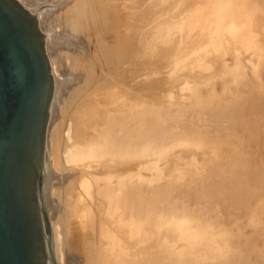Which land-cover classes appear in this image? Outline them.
I'll list each match as a JSON object with an SVG mask.
<instances>
[{
	"label": "bare ground",
	"instance_id": "obj_1",
	"mask_svg": "<svg viewBox=\"0 0 264 264\" xmlns=\"http://www.w3.org/2000/svg\"><path fill=\"white\" fill-rule=\"evenodd\" d=\"M47 1L57 263L264 264V0Z\"/></svg>",
	"mask_w": 264,
	"mask_h": 264
},
{
	"label": "water",
	"instance_id": "obj_2",
	"mask_svg": "<svg viewBox=\"0 0 264 264\" xmlns=\"http://www.w3.org/2000/svg\"><path fill=\"white\" fill-rule=\"evenodd\" d=\"M37 18L17 0H0V264H57L43 167L53 91Z\"/></svg>",
	"mask_w": 264,
	"mask_h": 264
},
{
	"label": "rangeland",
	"instance_id": "obj_3",
	"mask_svg": "<svg viewBox=\"0 0 264 264\" xmlns=\"http://www.w3.org/2000/svg\"><path fill=\"white\" fill-rule=\"evenodd\" d=\"M17 1H19V2L21 3V5L24 6V8H25V6H26L25 4L27 3V4L29 5V2L31 1L32 4H31L30 7H31V8H34V9H33V10H30L31 8H29V7H28V8L26 7L25 9H27V10L29 9L28 11H29L31 14H33V15L36 16V18H37V24H38V28H39L40 32L43 33V34H45V35H47V36L44 38V50H45V54H46V56H47V60H48L49 65H50V73H51L52 79L55 78V77H53V74H54L53 69H54V68H53V64L50 62L51 60L49 59V58H50V54H48L49 52L52 51V55H54L53 52H55L56 49L58 50V47H59V48L62 47V49H63L64 51H65L66 49H67V50H68V49H71V51H70V50H68V51L72 52V56H74V54H77V53H78V54L80 53L82 56H83V54L85 55V52H86V54H87V52L89 51L88 48H90V46H89V43H88V44L85 43L86 41H85L84 38L82 39V37H80V36H75V35H73V36H75V37H73L71 33H70L71 36H70V34H66V35L64 34V35H65V36H64V35H63L64 30L61 29L62 26H61L60 24H57L58 22L56 23V24H57V26H56V25H55V22L52 21L51 18H50V20H48V21H47V19H46L47 23L50 21V23H48V24H50V25H48V24L46 23V21H45V23H44V20H45V18H46L45 16L48 17L49 11H50V10H56L57 7H55L53 4H51V3L48 2L47 0H36V2H35V0H33V2H32V0H17ZM22 1H25L26 3L23 2V4H22ZM34 2H35V3H34ZM39 2H40L41 4H40ZM37 3H38V4H37ZM43 3H44V4H43ZM48 3H49V4H48ZM45 4H46V6H45ZM47 5H48V6H50V5L52 6V5H53V6H52L53 8H52V7H50V8L48 7V8H46ZM33 6H34V7H33ZM35 6H38V7L36 8ZM43 7L45 8V10L47 9L46 12H44V8H43ZM39 8H41V10H39ZM42 8H43V10H42ZM54 8H55V9H54ZM37 9H38V10H37ZM176 9H177V8H176ZM176 9H175V8L172 9V10L170 11V14L168 13V14H166V15H163V17H161V18H162V19H163V18H171L170 15H171V16H173V15L175 16V13H176V12L174 13V11H177V10H178V9H177V10H176ZM179 9H180V8H179ZM48 10H49V11H48ZM172 11H173V14H172ZM179 11H180V10H179ZM177 13H178V11H177ZM179 13H180V12H179ZM179 13H178V14H179ZM46 14H47V15H46ZM43 16H44V17H43ZM165 16H166V17H165ZM39 17H42L43 20L41 21ZM161 18H160V19H161ZM48 19H49V17H48ZM40 21H41V22H40ZM42 22H43L45 25L43 24V25L41 26ZM51 24H52V25H51ZM46 25H47V26H46ZM53 25H54L55 27H53ZM44 26H45V28H46V29H45L46 31H45L44 28H43ZM42 28H43L44 31L42 30ZM47 28H48V29H47ZM50 28H51V29H50ZM54 28H55V29H54ZM59 29H60V30H59ZM57 30H58V31H57ZM53 31H55L57 34H59V33L61 32V33L59 34V35H61V36H59V37L55 36V35H57V34H55ZM62 32H63V33H62ZM52 34H53V36H51ZM62 35H63V36H62ZM54 36L57 38V43H56V42L54 43V41H56V38H55V39L52 38V37H54ZM67 36H68V37H67ZM64 37H65V38H64ZM69 37H70V38H69ZM76 37H78V38L80 37L81 39H78V38H76ZM50 38H51V40H50ZM58 38H60V40H59ZM48 39H49V40H48ZM52 39H53V40H52ZM72 39L75 41L74 43L71 42ZM62 40H63L64 42H63ZM76 41H78V42H76ZM79 41H81V42L79 43ZM49 42H50V43H49ZM59 42H60L61 44H63V45H64V43L66 44V43L69 42V43H68L69 45L67 44V45H65V46H62L61 44H60V45L58 44ZM46 43H47V44H46ZM52 43H53L54 45H53ZM70 43H71V44H72V43L74 44V46H73V44L71 45V48L68 47V46H70ZM75 43H76L77 46L75 45ZM84 43H85V45H84ZM48 44H50V45H48ZM86 44H87V45H86ZM58 45H59V46H58ZM78 45H79V46H78ZM49 46H50V48H49ZM51 46H53V48H52ZM81 46H82V47L84 46V47L81 48ZM87 46H89V47L87 48ZM73 47H76V49H73ZM77 47H78L79 49H78ZM47 48H48L49 50H47ZM65 48H66V49H65ZM80 48H81V49H80ZM84 48H85V49H84ZM51 49H52V50H51ZM53 49H55V50L53 51ZM77 49H78V51H77ZM83 49H84L85 51H83ZM46 50H47L48 52H47ZM50 50H51V51H50ZM59 50H61V48H60ZM72 50H74V51H72ZM73 53H74V54H73ZM48 55H49V57H48ZM72 58H73V57H72ZM59 59H60V58H59ZM61 59H62V62L65 61V60H64L65 58H64V59L61 58ZM61 59L58 61L59 64H61V63H60V62H61ZM66 60H67V59H66ZM71 60H72V59H71ZM68 61H69V60H67L66 62L62 63L61 65L58 64V65H59V66H57L58 69L63 68L62 66H63L64 64H66L65 67H66V66L69 67V64H67ZM70 62H71V61H69V63H70ZM56 64H57V63H56ZM60 67H61V68H60ZM68 67H66L67 69H63V70L65 71V73H64V71L62 70L63 73H64V76L67 75L66 78L63 76V74L58 75V78H57V75L55 74L56 79H59V80L61 81V84H62L63 87H65V88H66V87L69 88V87H71V86L77 84V83L79 82V80H80V78H76L77 75L75 74V72H73V71H72L70 68H68ZM70 70H71V71H70ZM59 73H60V72H59ZM75 75H76V77H75ZM59 76H61L63 79L60 78ZM67 77H68V78H67ZM73 78H74L75 80H74ZM53 80L55 81V79H53ZM66 80H67V81H66ZM54 81H53V90H54V91H52V95H54V92H55V89H54V87H55V82H54ZM71 82H72V84H71ZM66 83H68V84H66ZM74 83H75V84H74ZM64 85H65V86H64ZM63 87L61 86V88H63ZM63 89H64V88H63ZM63 89H62V90H63ZM52 98H53V96L51 97V101H50L49 106L51 105ZM61 102H62V101H60V106H61ZM50 107H51V106H50ZM50 107H49V114H48L49 117H48V120H47L48 122H49V120H50V119H49V118H50ZM55 113H56V114H54V115H56V117H55L54 120L58 121V119H59L58 116H59V117H61V116L63 117V115H61V114H60V115H57L58 111L55 112ZM62 117H61V120H60L59 122H61V121L66 122V121H65V120H66L65 117H64L63 119H62ZM57 118H58V119H57ZM56 121H55V122H56ZM48 122H47V124H48ZM47 124H46V125H47ZM58 124H59V123H58ZM46 127H47V126H46ZM46 130H47V129H46ZM45 136H46V133H45ZM45 143H46V137H45ZM44 150H45V148H44ZM44 158H45V151H44V154H43V167H44L45 172H47L46 175H48L49 181H50V180L52 181V182H50V186L52 187V188L50 187V193L52 194L51 190L53 189V187H54L55 185H57V184L59 183V182L57 183V181H59V179H58L59 177H58V176H59L60 173H58V171H56L55 169L53 170L54 172L50 171V170L53 169V168L51 169L52 165H49V169H50V170H46V166H45V164H44V160H45ZM50 166H51V167H50ZM55 172L58 174V176H57V174H55ZM53 173H54V175H55V176H54V175H53V176L56 177V178L52 177V174H53ZM50 176H51V177H50ZM57 177H58V178H57ZM54 182H56L57 184H56V183L54 184ZM51 183H53V184H51ZM51 194H50V197L52 196ZM53 197H54V196H52L51 198H53ZM57 202H58V201H57ZM58 204H59V203H58ZM58 208H59V207H58ZM58 210H59V209H58ZM58 210H56V211H58ZM56 211H55V212H56ZM51 212H53V211H48V218H49V222L51 221V225H50V226L52 227V228H51V229H52V235H53V237H54V230H55V229H54V225H53V223H52L53 220H52V217H51V214H50ZM57 213H59V212H57ZM55 214H56V213H55ZM54 216H55V215H54ZM54 216H53V218H54ZM50 217H51V220H50ZM54 219H55V218H54ZM60 229H61V228H60ZM61 230H62V229H61ZM61 246H62V245H61ZM54 247H55V248H54V257H55V261H56V263H57V262H58L57 260H59V259L56 257L57 255L55 254V253H56V246H55V244H54ZM62 247L65 248V247H66L65 244H63ZM62 247H61V250H62V251L64 250L65 253H66V251H67L68 249H66V248L63 249ZM68 251L70 252V253H68V254L70 255V257H69V255L67 256V253H66V255H62V258H63V259L66 258V259L64 260V262H63V259H62L61 264H62V262H63V264H66V263H68V264H82V262H80V261H82V260H81V257H79V254L74 253V252H72V251H70V250H68ZM68 251H67V252H68ZM63 253H64V252H63ZM65 253H64V254H65ZM72 254H73V255H72ZM66 256H67V257H66ZM71 256H72V257H71ZM64 257H65V258H64ZM74 257H76L77 260H74V259H76V258H74ZM78 257H79V258H78ZM68 258H69L70 260H71V259H72V260L70 261ZM79 260H80V261H79ZM68 261H69L70 263H69ZM75 262H76V263H75ZM46 264H50V259H48V260L46 261ZM57 264H58V263H57Z\"/></svg>",
	"mask_w": 264,
	"mask_h": 264
}]
</instances>
